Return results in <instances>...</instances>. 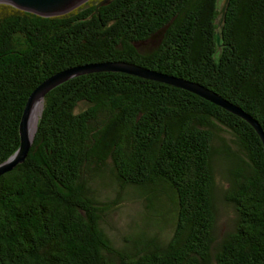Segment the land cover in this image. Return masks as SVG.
<instances>
[{
  "label": "trees",
  "instance_id": "1",
  "mask_svg": "<svg viewBox=\"0 0 264 264\" xmlns=\"http://www.w3.org/2000/svg\"><path fill=\"white\" fill-rule=\"evenodd\" d=\"M88 0L44 17L0 3V164L20 146L30 94L69 67L126 61L217 92L264 129V0ZM153 43V46H147ZM235 137L227 200L234 229L215 238L216 129ZM118 197L145 200L152 236L117 246L104 228ZM167 226L171 232L162 233ZM0 264H264V145L240 116L189 90L94 71L45 94L25 161L0 176Z\"/></svg>",
  "mask_w": 264,
  "mask_h": 264
},
{
  "label": "water",
  "instance_id": "2",
  "mask_svg": "<svg viewBox=\"0 0 264 264\" xmlns=\"http://www.w3.org/2000/svg\"><path fill=\"white\" fill-rule=\"evenodd\" d=\"M88 0H0V3H8L24 11L32 12L44 17H52L64 15L80 5L84 4ZM230 0H223L220 6V13L218 17V25L223 28L226 12ZM108 3V0H103L99 5ZM94 71H114L124 72L139 77L168 83L176 87H180L196 93L205 99L219 105L228 111L240 116L247 122H249L257 131L264 145V129L261 124L252 115L245 112L240 106L233 104L217 92L201 85L199 83L152 70L135 63L126 61H107L99 63H89L84 65H78L74 67L66 68L56 74L50 76L44 80L29 96L24 113L20 122V146L14 154H12L6 161L0 164V176L4 173L11 171L18 164L25 161L29 154L31 146L34 141V136L37 130L39 115L36 118L34 128L32 129V117L36 106L38 97L44 100L45 94L51 89L60 85L61 83L74 78L76 76L94 72ZM43 103L41 104V110Z\"/></svg>",
  "mask_w": 264,
  "mask_h": 264
},
{
  "label": "rangeland",
  "instance_id": "3",
  "mask_svg": "<svg viewBox=\"0 0 264 264\" xmlns=\"http://www.w3.org/2000/svg\"><path fill=\"white\" fill-rule=\"evenodd\" d=\"M153 46V43L147 48ZM43 103V101H42ZM41 110V107H40ZM40 110L38 115L40 114ZM37 115V116H38ZM215 146L218 152L213 159L215 177L214 206L216 212L215 238L220 242L235 227L237 222V212L235 207L227 200L230 188L229 173L232 168V160L226 151H237L238 145L235 137L227 129H216ZM109 177V176H108ZM110 177L100 179L95 186L104 204L108 205L104 228L117 246H131L133 243H126L125 238L134 231L141 230L147 236H152L154 232H159L160 228L148 226L145 229L144 213L145 200L139 195H125L118 197L114 182H110ZM171 228L167 226L162 233L167 235Z\"/></svg>",
  "mask_w": 264,
  "mask_h": 264
},
{
  "label": "bare ground",
  "instance_id": "4",
  "mask_svg": "<svg viewBox=\"0 0 264 264\" xmlns=\"http://www.w3.org/2000/svg\"><path fill=\"white\" fill-rule=\"evenodd\" d=\"M41 104H42V99H41V97H38L37 101H36V106H35V109H34V112H33V117H32V126H31L32 129L34 128V124H35L37 115L39 113Z\"/></svg>",
  "mask_w": 264,
  "mask_h": 264
}]
</instances>
